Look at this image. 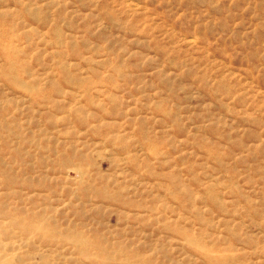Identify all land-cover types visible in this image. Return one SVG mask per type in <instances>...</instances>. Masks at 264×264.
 <instances>
[{
  "label": "rangeland",
  "instance_id": "rangeland-1",
  "mask_svg": "<svg viewBox=\"0 0 264 264\" xmlns=\"http://www.w3.org/2000/svg\"><path fill=\"white\" fill-rule=\"evenodd\" d=\"M0 264H264V0H0Z\"/></svg>",
  "mask_w": 264,
  "mask_h": 264
},
{
  "label": "bare ground",
  "instance_id": "bare-ground-1",
  "mask_svg": "<svg viewBox=\"0 0 264 264\" xmlns=\"http://www.w3.org/2000/svg\"><path fill=\"white\" fill-rule=\"evenodd\" d=\"M3 185V184H2Z\"/></svg>",
  "mask_w": 264,
  "mask_h": 264
}]
</instances>
